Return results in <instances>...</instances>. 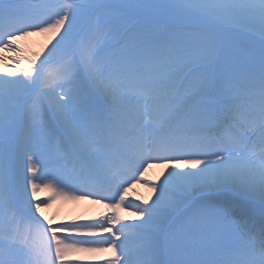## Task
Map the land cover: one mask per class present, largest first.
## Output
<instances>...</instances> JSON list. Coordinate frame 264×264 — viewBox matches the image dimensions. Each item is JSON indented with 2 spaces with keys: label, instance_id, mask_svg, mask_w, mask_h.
Wrapping results in <instances>:
<instances>
[{
  "label": "snow or ice",
  "instance_id": "obj_1",
  "mask_svg": "<svg viewBox=\"0 0 264 264\" xmlns=\"http://www.w3.org/2000/svg\"><path fill=\"white\" fill-rule=\"evenodd\" d=\"M33 32L54 43L29 58ZM57 197L110 212L54 226ZM109 250L264 264V0H0V264Z\"/></svg>",
  "mask_w": 264,
  "mask_h": 264
},
{
  "label": "bare ground",
  "instance_id": "obj_2",
  "mask_svg": "<svg viewBox=\"0 0 264 264\" xmlns=\"http://www.w3.org/2000/svg\"><path fill=\"white\" fill-rule=\"evenodd\" d=\"M62 2V0H60ZM34 41L35 43H31ZM54 43V39L50 38V34L48 33H36L28 37L27 39L20 42V46L23 49V54L32 56V46L35 48L36 46H40V53L47 50V48L51 47V44ZM164 171L162 167L154 166L149 170L146 179L151 181H157L158 178L161 177V173ZM43 193H47V195H43ZM52 193L50 190L44 189L41 187L38 192L36 199L39 200L40 197L50 196ZM128 196L133 201H140L149 199L153 197V193L149 186L144 184H136L129 192ZM110 209L105 208L103 203L95 202L94 198H82V199H72V198H62L57 197L54 200H51L47 207L41 208L40 216L44 219V221L51 222L52 225H57L58 223L64 220H73L78 222H83L89 220L90 217H103ZM119 215L123 220H132L133 215L129 210L121 209L119 210ZM99 255L111 257V251L97 253Z\"/></svg>",
  "mask_w": 264,
  "mask_h": 264
},
{
  "label": "rangeland",
  "instance_id": "obj_3",
  "mask_svg": "<svg viewBox=\"0 0 264 264\" xmlns=\"http://www.w3.org/2000/svg\"><path fill=\"white\" fill-rule=\"evenodd\" d=\"M82 34V33H81Z\"/></svg>",
  "mask_w": 264,
  "mask_h": 264
}]
</instances>
